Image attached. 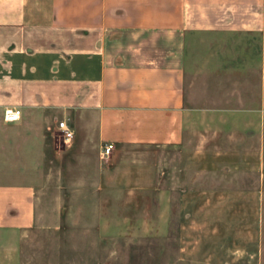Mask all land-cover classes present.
Returning a JSON list of instances; mask_svg holds the SVG:
<instances>
[{
  "label": "crops",
  "instance_id": "obj_1",
  "mask_svg": "<svg viewBox=\"0 0 264 264\" xmlns=\"http://www.w3.org/2000/svg\"><path fill=\"white\" fill-rule=\"evenodd\" d=\"M7 107L21 118L6 121ZM60 121L74 131L68 142ZM252 136L262 160L264 0H0L1 231L43 222L47 161L51 175L93 178L94 191H135L141 171L127 153L162 145L179 180L171 194L192 172L175 162L227 160ZM108 143L119 160L103 168ZM82 182L77 191L91 192Z\"/></svg>",
  "mask_w": 264,
  "mask_h": 264
},
{
  "label": "rangeland",
  "instance_id": "obj_2",
  "mask_svg": "<svg viewBox=\"0 0 264 264\" xmlns=\"http://www.w3.org/2000/svg\"><path fill=\"white\" fill-rule=\"evenodd\" d=\"M215 144L234 150L232 141ZM245 147L227 160L185 155L175 168L192 172L182 177L183 190L171 194L164 189L179 180L165 170L162 145L127 153V167L141 171L137 185L144 187L135 191H94L93 178L51 175L47 161L43 222L22 233L0 230V264H264V158L255 136ZM117 158L105 157L102 167L117 165ZM195 168L204 176L196 177ZM85 179L92 191H77L87 189ZM153 183L155 190L146 191Z\"/></svg>",
  "mask_w": 264,
  "mask_h": 264
},
{
  "label": "built area",
  "instance_id": "obj_3",
  "mask_svg": "<svg viewBox=\"0 0 264 264\" xmlns=\"http://www.w3.org/2000/svg\"><path fill=\"white\" fill-rule=\"evenodd\" d=\"M22 111L20 108L16 107H7L4 111V119L8 122H14L21 118ZM59 130L65 140V142L70 141L74 136L73 129L69 126L67 121H60L59 122ZM114 145L112 143H108L103 148V155L108 157L113 150Z\"/></svg>",
  "mask_w": 264,
  "mask_h": 264
}]
</instances>
